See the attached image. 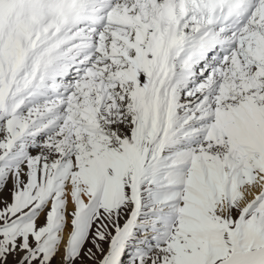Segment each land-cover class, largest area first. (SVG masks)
Listing matches in <instances>:
<instances>
[{"label":"snow or ice","instance_id":"snow-or-ice-1","mask_svg":"<svg viewBox=\"0 0 264 264\" xmlns=\"http://www.w3.org/2000/svg\"><path fill=\"white\" fill-rule=\"evenodd\" d=\"M0 264H264V0H0Z\"/></svg>","mask_w":264,"mask_h":264}]
</instances>
